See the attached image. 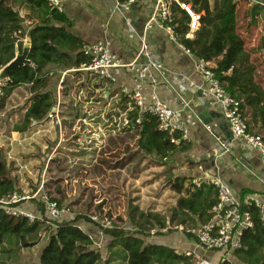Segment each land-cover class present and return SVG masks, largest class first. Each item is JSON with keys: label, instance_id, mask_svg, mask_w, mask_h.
Returning <instances> with one entry per match:
<instances>
[{"label": "trees", "instance_id": "16d2710c", "mask_svg": "<svg viewBox=\"0 0 264 264\" xmlns=\"http://www.w3.org/2000/svg\"><path fill=\"white\" fill-rule=\"evenodd\" d=\"M184 1L200 14L201 20L194 37L185 38L189 30L187 16L175 9L181 13L177 20V32L182 35L180 42L198 59L215 63L212 70L222 86L232 97L241 101L244 114L246 108L250 109L252 120L264 127V81L256 78V66L250 63L252 54L263 43L249 47L250 42L242 32L256 25L254 13H244L241 23L239 0ZM16 5L24 6L27 14L22 16ZM27 21L30 23L27 24ZM70 24L67 15L51 9L46 0H0V69L15 58L17 48L22 50L27 37L32 41L29 55L32 64L13 70L8 81L0 86V111H4L7 99L15 89L27 86L32 94L23 121L21 125L14 126V131H27L33 122L39 123L49 118L56 104L53 93L47 90L51 77L46 69L50 64L68 69L88 61L81 51L85 43L66 28ZM127 102L128 98L121 94L120 109L127 111L130 129H134L138 135V151L147 155L154 154L156 161L165 165L190 149L188 142L179 145L172 143L171 135L159 130L154 116L139 112L138 108L129 110ZM138 118L140 122L137 123ZM187 181V177H177L168 182L171 190L180 194L169 219L159 213L138 212L139 208L135 206L129 211L128 228L117 224L120 218L112 227H103L88 216H74L72 213L58 222L57 228H53L44 222H30L0 210V264H9L11 261L16 264L20 247L28 248L38 244L41 235L48 230V241L40 252L38 264H195L197 257L194 254L180 253L163 243L146 241V238L151 237L150 231L153 228L161 229L170 224L195 226L211 220L212 210L219 201L216 187L209 183L197 186L192 184V180L186 184ZM17 189V180L0 148V198ZM253 193L252 190L244 189L240 199L244 200L246 195ZM246 210L250 213L253 226L243 230L241 246L233 250L231 255L240 264H264V221L255 205ZM134 212L139 213V222ZM83 219L94 223L111 238L106 258L95 247L92 237L77 225ZM160 235L162 233L158 232L155 236ZM186 236L194 240L191 234ZM211 251L222 253L218 264H236L227 259L228 251Z\"/></svg>", "mask_w": 264, "mask_h": 264}, {"label": "crops", "instance_id": "0c3cea01", "mask_svg": "<svg viewBox=\"0 0 264 264\" xmlns=\"http://www.w3.org/2000/svg\"><path fill=\"white\" fill-rule=\"evenodd\" d=\"M119 2L120 0H66L65 2L64 13L71 22L70 26H66L67 30L78 36L85 44L98 40L104 41L114 60L120 65L110 69L111 74L115 77L114 82L99 77H93L83 72H69L66 75L64 88L68 83H74V88H78L77 96L75 97L79 99L81 95H83L84 98H88L87 103H89L96 95H100L102 102L105 103L103 109H99L97 114H94L96 110L86 109L84 112H87L88 115L79 116L73 124L69 123V125H72L73 131H83L80 136L85 137L86 132L95 131V133L92 134L97 137H90V139H96V143H89V141L85 139V142L80 140L77 143L81 147H85L86 145L95 146L94 148L98 147V149L101 150L99 154V165L106 170L101 172L102 175H106L105 178L99 176L97 173H89L88 171L84 175L79 173V175H83V182L87 183L84 190H90L89 187L92 184H97L96 187L100 188L98 184L99 181H102L101 185L110 183L109 180L106 179L108 178L106 173L107 170L110 174V179L114 181V172L120 169L123 159L126 157L129 159L128 163H131L133 159H131V154L129 153L131 151H138V147L136 146L138 135L134 131H126L125 129L119 131L117 125L120 123L117 122L118 119L119 122L121 121V115L119 116L117 110L121 107L120 100L121 94H123V88L132 91L139 87L134 74L129 70L127 65L135 61L141 40L146 36L153 48L155 56L164 64L170 82L176 88L177 92L190 103L191 109L184 110L183 112V118L187 124L190 149L180 154L175 164L168 168V170H164L165 165L159 166L158 168H160L161 171L164 170L161 174L156 175L154 172H147L152 169V166H149V168L144 171L145 174L140 175L139 178L131 174L134 178H127V183H133L132 187L134 188L130 190L133 192H126L123 190L120 196L123 197L131 193L132 195L140 194L141 199L137 197L133 202L139 205L138 212H154L165 215L168 210L164 209V205L166 207L167 205L176 207L177 199L180 197V194L172 191L170 185L166 186V183L164 184L165 188L162 197L155 199V197L151 195L152 186L156 187L158 182L173 181L177 177H187L188 181L186 184H189L192 179L199 178L205 180L206 178L219 176L229 184L232 192L237 198H240L242 190L249 189L255 193L248 194L245 197L252 196L264 201V160L262 154L259 150L254 149L241 138L235 137L228 127L221 103L211 96L203 95L201 90L204 87V78L196 71L198 58L192 54H186L182 50L180 44L170 41L165 30L155 26L149 31H145V25L150 19L153 11V3L150 0L141 1L130 11L124 13L118 8ZM238 11L239 21L241 23L244 20V13L250 12L255 15L256 25L248 29L249 31L244 29L242 32L247 36L250 42L248 44L249 47H257L263 43L260 49H258L255 54H252L250 63L256 66V78L264 81V27H261V25L264 26V0H239ZM248 20H250V17ZM26 23L29 24L30 22L27 21ZM29 28L30 27H27V29ZM255 58H257L256 62ZM139 61L142 60L139 59ZM209 64L211 67L215 65L214 62H210ZM60 66L61 65L50 64L46 69L49 72H54V75L49 77H51L52 82H56V93L59 87V72L72 69H64ZM150 89L151 87L149 85L143 87L144 92H149ZM62 91L63 90L60 92L58 91L59 96H61ZM156 91L160 99L172 108H180L182 106L175 92H172L163 81H160L157 85ZM85 94L88 96L85 97ZM26 110L27 107L21 111L20 120H13V116L19 114L13 115V111L10 108H5L4 111H0V141L3 140L4 143H9L4 146L1 144L0 146L5 156H11L14 147L17 145L24 149L26 155L33 148L36 149L37 154H39L41 148L37 146L38 144L36 143L42 140L41 132L49 131L51 125H53L56 130H59L58 123L56 122L57 120L46 118L39 123L33 122L27 131H14L15 125H21ZM57 110L58 116L60 117V110ZM71 112V115L77 113H75L73 109H71ZM245 116L251 131L256 134H262L264 137V127H262L260 123H255L252 120L250 109L246 108ZM205 122L211 126L218 139L222 141L223 144H226L230 149L229 151H226L223 145L205 129ZM6 127L9 129L10 134L5 133ZM61 129L62 128H60V130ZM44 146L45 148L47 147L46 144H44ZM98 149L97 151H99ZM134 157L136 158L137 156L135 155ZM85 158L86 157L82 156V158H80V163H83L85 160L82 159ZM24 160L25 162L22 161L20 167L29 169L30 164L33 162L29 163L31 161L27 162L26 159ZM43 166H39L41 167V176H39V178H42V174L45 173V166ZM14 174L15 172H13V175ZM157 177H159V179H157ZM168 178L169 180H167ZM134 180H144L147 184H143V186L137 185ZM137 189H140L139 191L142 192L137 191ZM164 196H168V199H165ZM166 200L170 204L167 203L166 205ZM111 201L112 200H109V198L108 200H104L102 207L109 208L111 205L110 211L116 212L117 214L114 216L113 213L112 217H116V219L119 217L120 220H122V217L125 218L127 214L128 217L125 221L130 223L129 211L125 210L123 205H117L116 207ZM128 206L130 205H127V207ZM27 207L28 209H32L31 206ZM138 212H134L137 222L140 221ZM117 224L122 225L123 221ZM77 225L92 237L95 246L99 245L97 244L99 241H104L105 247L100 249V251L103 257L106 258L108 254L107 246L111 242V238L105 235L94 223L87 222L84 219L79 221ZM177 233L179 232L162 233L160 236H152L146 240L150 243H163L175 248L180 253L194 254L200 261V264H218L220 262L222 258V253L220 251H209L200 248L197 246L195 240L190 239L183 233V236L179 234L181 236L174 237ZM227 259L236 264H240L231 254H227Z\"/></svg>", "mask_w": 264, "mask_h": 264}, {"label": "built area", "instance_id": "2783aa9c", "mask_svg": "<svg viewBox=\"0 0 264 264\" xmlns=\"http://www.w3.org/2000/svg\"><path fill=\"white\" fill-rule=\"evenodd\" d=\"M46 1L51 9L64 12L66 0ZM141 1L147 0H120L118 8L124 13L130 11ZM150 1L153 3V11L145 25V31H149L155 26L165 30L170 41L180 44L182 50L186 54L191 55V51L180 42L182 35L177 32V20L180 18L181 13L176 12L175 9L181 10L187 16L189 30L184 36L189 39L194 37L198 28L201 20L200 14L194 11L184 0ZM81 51L87 57L88 61L83 62L79 67L59 72V92L63 90L66 75L69 72H83L93 77L103 78L112 82L115 81V77L111 74L110 69L120 65L114 60L104 41L98 40L87 43ZM139 59L142 61H139ZM209 63L203 59H198L196 64V71L204 78V87L201 90L203 95L211 96L221 103L224 117L232 134L237 138H241L254 149L259 150L264 160V138L251 131L244 110L242 109L241 101L232 97L226 91L219 79L216 78ZM127 67L134 74L139 85L138 88L132 91L126 88L122 90V93L128 98V109L138 108L139 112L144 111L154 116L158 122L159 130L171 135L172 143L179 145L182 142H188V130L183 118V112L184 110L191 109L190 103L177 92L176 88L170 82L164 64L155 56L153 48L146 36L141 40L135 61L128 64ZM51 75H54V72H48V76ZM160 81H163L172 92H175L177 99L182 105L180 108H172L160 99L156 91V87ZM146 85L151 87L149 92L143 91V87ZM117 112L119 116L121 115V121L117 122L120 123L117 125L119 131H123L124 129L126 131H134V129H130V122L126 115L127 111L119 109ZM48 117L49 119L57 120L59 129L61 128L58 111H51ZM136 121L137 123L140 122V118ZM204 125L205 129L223 145V148L229 151L230 149L226 144H223L214 134L211 126L209 124ZM89 143L91 142L89 141ZM45 175L44 173L42 174L39 187L34 192H20L17 189L12 194L0 198V210L5 211L13 217H22L30 222L40 221L53 228H57V223L64 219V215L68 211L63 210L59 203L45 192ZM191 182L197 186H200L202 183L214 185L217 189L219 199L218 204L212 210L213 217L208 223L195 226L180 225L176 227L185 231L186 234H191L197 246L200 248L209 251L226 250L229 254L239 248L241 246L240 239L243 230L253 226L250 213L246 210L249 206L255 205L258 207L261 218L264 221V201L252 196H247L244 200L237 198L229 184L221 177H210L205 180L198 178L192 179ZM27 206H31L32 209H28ZM88 216L93 222L103 227H112L116 224L115 218L105 213H94ZM169 229L170 225L161 229L153 228L150 231L151 237L155 236L158 232L167 233ZM97 247L101 248V245ZM195 264H200V261L197 259Z\"/></svg>", "mask_w": 264, "mask_h": 264}, {"label": "rangeland", "instance_id": "374dc122", "mask_svg": "<svg viewBox=\"0 0 264 264\" xmlns=\"http://www.w3.org/2000/svg\"><path fill=\"white\" fill-rule=\"evenodd\" d=\"M16 8L20 11V14L22 16H25L27 14V10L24 6L16 5ZM30 22V21H29ZM263 28L264 26L261 25ZM264 31V29H263ZM263 34V33H261ZM262 36V35H261ZM53 83V84H52ZM55 81L50 80V86L47 88V90H50L53 93V96L55 97L56 104L54 107H56V110H60V117L59 122L61 126V130H56L53 125H51L49 131L41 132L42 134V140L37 146H40L39 154H37L36 149H31L29 153H24V149L20 148L19 145L14 147L11 156L6 155V160L13 172L15 174L18 190L21 191H30L34 192L40 184V181L42 178H39L41 176L40 170L44 163L46 179H45V192H47L53 199H55L60 207L63 210H67L68 212L64 215V218L70 214L76 215H85L88 216L89 214L94 213H105L108 216H112L114 213V216H116V212H111L110 208H104L102 207L104 200H112V204H114L116 207L117 205H123L125 210L130 211L135 206L139 205L134 204L135 198H140L139 195H132L127 194L126 196L121 197L120 193L125 190L126 192L132 190L131 188L133 186V183H127V178L133 176H137V178L140 177V175H144V171L149 168V166H152V169L147 172H154L156 175L161 174V172H164V170H168L172 165L175 164L173 159L169 163L165 164V169L163 171L158 168L159 166L163 165L161 162L156 161L154 154L153 155H147L144 153H141L140 151L136 152H130L131 154V163H128L129 159L126 157L123 159L120 165L119 170H115V180L112 181L110 179V174L107 170V176L110 183L102 184V181H99L100 188H97V184H92L89 188L90 190H84V187L86 186V182L84 183L82 180V176L88 171L89 173H97L99 176L104 177L102 175V171H106L105 168H102V166L99 165L101 150L98 149V147L94 148L91 145H86L85 147L79 146L77 142L80 140L82 142H85V140L90 141L92 144L96 143V139H90V137L96 138L97 136L92 134L95 133V131H89L86 132L87 138L84 136H80L83 131L75 132L72 130V125H69V123L73 124L76 121V118L79 116H86L88 115L87 112H84L86 109H93L96 110L94 114H97L99 112V109H103L105 106V103L102 102V98L100 95H96L94 99H91L89 103H87L88 98H84L83 95H81V98L78 99L77 91L78 88L75 89L74 83H68L67 86L63 89L64 91V97H63V91H62V98L59 97L58 88L57 93L55 89ZM30 90L27 86H21L20 88H17L14 90L12 95L7 99L6 108H10L13 111L14 114H19L13 116V120L17 119L20 120L21 118V111L25 109L28 105V101L31 97ZM85 97L88 95L85 94ZM60 99V101H58ZM53 107V108H54ZM59 107V108H58ZM71 109L74 110L76 114L71 115ZM55 110V112H57ZM85 113V115H84ZM70 115V116H66ZM61 118V119H60ZM2 120V119H1ZM97 120V119H95ZM56 121V120H55ZM119 121V119H118ZM58 123V121H56ZM56 124L55 122H53ZM5 133L10 134L9 129L5 128ZM46 135V136H45ZM261 137H263L262 134H258ZM89 137V138H88ZM264 138V137H263ZM1 144L4 146L9 143H4L3 140L0 141ZM18 144V143H17ZM44 144L47 145L45 148ZM97 149L99 151H97ZM8 150V149H7ZM56 152V153H55ZM34 154V155H33ZM137 156L136 158L134 156ZM86 157L83 163H80V158ZM88 158V159H87ZM178 158V157H177ZM30 164L29 169L21 168L22 161L25 162V160ZM146 161V162H145ZM164 162V160H162ZM23 162V164H24ZM128 163V164H127ZM24 170V171H23ZM26 172V173H25ZM124 172V173H123ZM79 173H82L83 175H79ZM131 174L133 176H131ZM41 179V180H40ZM159 179V177H157ZM156 179V180H157ZM169 180V178L167 179ZM137 185L143 186V184H147L146 181H136L134 180ZM113 182V183H112ZM169 182V181H168ZM166 181L158 182L156 187L152 186L151 188V195L155 197V199H159L162 197L163 190L165 188V185H169V183ZM123 187V188H122ZM86 188V187H85ZM97 189V190H95ZM120 190V191H117ZM136 190V189H135ZM140 189H137L139 191ZM133 192V191H130ZM142 192V191H139ZM125 194V193H124ZM129 195V196H128ZM165 199H168V196H164ZM141 199V198H140ZM168 201L166 200V205ZM170 204V203H168ZM127 205H130L127 207ZM164 209L168 210L167 213H165L164 216L167 217V219L170 218L171 210L175 207H170L167 205V207L164 205ZM89 217V216H88ZM127 214L124 217H122L123 226L125 228L129 227V222L125 221L127 219ZM118 218L115 217V222H118ZM125 223V224H124ZM191 224H188V226ZM177 226L175 224H170V229L167 231V233H173V232H179L174 237H179L183 234L186 235L185 231L181 230L180 228H176ZM50 234V231H46L41 235V238L39 239V243L28 248L20 247V249L17 251L18 256L15 261L16 264H38L39 263V255L43 248V246L48 241V236ZM181 234V235H179ZM183 236V235H182ZM147 239V238H146ZM147 241V240H146ZM100 242V243H99ZM97 244L101 245L102 249L105 247L104 241H99ZM229 254V253H228ZM231 254V253H230ZM9 264H14L13 261H11Z\"/></svg>", "mask_w": 264, "mask_h": 264}, {"label": "water", "instance_id": "95a60500", "mask_svg": "<svg viewBox=\"0 0 264 264\" xmlns=\"http://www.w3.org/2000/svg\"><path fill=\"white\" fill-rule=\"evenodd\" d=\"M31 48H32V41L29 37H27L24 40L22 50L20 51L17 48L15 58L0 69V85L8 81L9 75L13 70L19 68L22 65L32 64V61L29 58ZM52 110L55 111L56 107H54ZM204 124H208V123L205 122Z\"/></svg>", "mask_w": 264, "mask_h": 264}]
</instances>
